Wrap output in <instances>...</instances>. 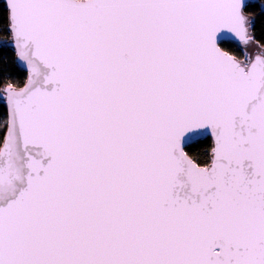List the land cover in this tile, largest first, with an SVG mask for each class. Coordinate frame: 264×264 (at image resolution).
Wrapping results in <instances>:
<instances>
[{
	"label": "snow or ice",
	"instance_id": "obj_1",
	"mask_svg": "<svg viewBox=\"0 0 264 264\" xmlns=\"http://www.w3.org/2000/svg\"><path fill=\"white\" fill-rule=\"evenodd\" d=\"M0 37V264H264V0H4Z\"/></svg>",
	"mask_w": 264,
	"mask_h": 264
},
{
	"label": "trees",
	"instance_id": "obj_2",
	"mask_svg": "<svg viewBox=\"0 0 264 264\" xmlns=\"http://www.w3.org/2000/svg\"><path fill=\"white\" fill-rule=\"evenodd\" d=\"M4 1L0 0V11L3 10ZM0 40H3V37H0ZM0 59L3 60V64L0 65V68L3 69L5 74L11 75L14 80L23 81L25 76V71L21 67L14 63L16 60L14 49L10 44H0ZM209 144L211 141L209 140Z\"/></svg>",
	"mask_w": 264,
	"mask_h": 264
},
{
	"label": "water",
	"instance_id": "obj_3",
	"mask_svg": "<svg viewBox=\"0 0 264 264\" xmlns=\"http://www.w3.org/2000/svg\"><path fill=\"white\" fill-rule=\"evenodd\" d=\"M4 1V0H3ZM11 45V44H10ZM11 47H12V45H11ZM13 48V47H12ZM20 67H21V69H23L24 70V67H23V65H19ZM25 71V70H24Z\"/></svg>",
	"mask_w": 264,
	"mask_h": 264
}]
</instances>
